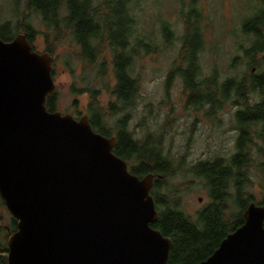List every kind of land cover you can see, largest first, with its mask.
Segmentation results:
<instances>
[{"label":"water","instance_id":"obj_1","mask_svg":"<svg viewBox=\"0 0 264 264\" xmlns=\"http://www.w3.org/2000/svg\"><path fill=\"white\" fill-rule=\"evenodd\" d=\"M51 62L23 33L0 39V196L16 221L6 264H166L154 176L131 174L86 115L47 111ZM243 218L198 264H264V205Z\"/></svg>","mask_w":264,"mask_h":264},{"label":"trees","instance_id":"obj_2","mask_svg":"<svg viewBox=\"0 0 264 264\" xmlns=\"http://www.w3.org/2000/svg\"><path fill=\"white\" fill-rule=\"evenodd\" d=\"M260 1L258 9L240 24V32L248 44L245 47L239 45V48L248 69L240 76L227 77L221 82L216 69L209 76L202 74L199 55L204 41L200 29L202 14L197 1L191 0L188 12L182 14L181 48L174 67L167 74L165 88H169L175 76L180 77L183 91L187 93V107L200 109L206 106L208 116L212 117L230 103L235 108L234 130L238 134L235 154L229 163H224L223 158H215L198 162L188 169L203 180L208 195V204L191 218L180 210L176 199L169 198L168 192H161L167 178L180 170L178 160L171 159L164 150L165 132L147 133L137 139L129 128L130 111L135 109L139 95L136 61L159 48L148 34L139 32V0H24V16L33 14L40 19L46 29L44 40H48L49 32L54 37L52 40H60L68 33L70 40L79 47L80 60L96 66L94 82L87 84L84 90L89 96L88 122L96 133L116 139L112 153L126 162L131 174L139 179L149 174L154 176L150 195L158 218L150 226L172 243L166 264H198L208 258L228 234L244 223L243 213L254 202L246 198L241 185L245 178L243 171L250 163L245 150L247 143L252 142V135L264 143V0ZM24 16L15 23H1L0 39L9 42L22 32L34 50L37 32L31 23L25 22ZM158 31L162 42L173 40V31L167 22H161ZM46 44L45 52L52 55L48 41ZM105 50L111 56L110 71L114 81L111 87L104 82L108 69L103 56ZM239 58L235 56V59ZM250 67L256 72L252 73ZM99 79L100 89L95 87ZM108 87L114 100L105 108L99 103V93ZM70 90L79 93L75 84ZM250 94H256L258 100L252 102ZM45 106L48 112L57 111L55 92L46 98ZM229 200L234 201L233 210L228 205ZM254 204L264 205V199ZM0 205H4L1 196ZM11 223L5 240L8 234L16 231V221L12 219ZM3 230L0 227V233ZM7 252L6 245L0 248V264H6Z\"/></svg>","mask_w":264,"mask_h":264},{"label":"rangeland","instance_id":"obj_3","mask_svg":"<svg viewBox=\"0 0 264 264\" xmlns=\"http://www.w3.org/2000/svg\"><path fill=\"white\" fill-rule=\"evenodd\" d=\"M202 18L200 29L204 41L199 55L203 76L212 74L216 69L218 80L240 76L247 70L243 51L239 45L247 46L244 34L240 32L243 19L250 17L260 6V0H196ZM191 0H139L137 20L139 32L148 34L159 48L151 54L141 56L136 61L135 72L139 80V95L135 109L130 111L129 128L135 138L142 139L147 133L164 131L163 146L171 159L178 160L180 170L167 178L162 193L176 199L180 210L194 218L196 212L208 204V195L202 179L191 174L188 169L201 161L223 158L229 163L235 154V108L227 103L214 117L208 116L206 106L200 109L187 107V93L183 91L182 80L175 76L169 88L165 83L167 74L174 67L181 48L180 37L184 31L183 12H188ZM24 12V0H0V24L6 21L15 23ZM31 23L37 35L33 42L34 50L44 53L48 41L53 50L51 76L55 84L57 111L71 114L75 119L86 115L89 96L84 91L87 84L94 82L95 65L83 63L78 54L79 47L66 33L60 40L54 39L51 32L44 40L46 29L40 19L33 14L24 16ZM167 22L173 31L170 43L162 42L159 33L161 22ZM22 33V32H21ZM107 74L104 82L112 86L114 81L110 71L111 56L104 51ZM239 56V59H235ZM238 63H236V62ZM240 63V64H239ZM252 67V66H251ZM249 68L251 72L256 69ZM101 79L95 87L100 89ZM75 84L78 94L72 93L70 86ZM251 101L258 100L256 94H250ZM114 99L107 90L101 89L99 103L107 107ZM113 120V119H111ZM260 125L256 127L259 128ZM252 142L246 145L249 165L244 170L245 178L241 185L246 198L253 203L264 199V143L251 136ZM228 205L233 210L234 201ZM261 206V205H260ZM12 216L4 205H0V248L6 245L4 237L11 228ZM10 235V234H8ZM8 238V237H7ZM7 246V245H6Z\"/></svg>","mask_w":264,"mask_h":264},{"label":"flooded vegetation","instance_id":"obj_4","mask_svg":"<svg viewBox=\"0 0 264 264\" xmlns=\"http://www.w3.org/2000/svg\"><path fill=\"white\" fill-rule=\"evenodd\" d=\"M128 167V166H127ZM261 206H263V205H261Z\"/></svg>","mask_w":264,"mask_h":264}]
</instances>
